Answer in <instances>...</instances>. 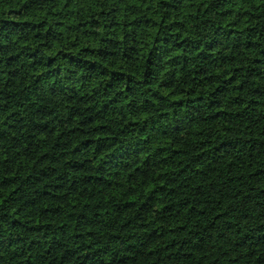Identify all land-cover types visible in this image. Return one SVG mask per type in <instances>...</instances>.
<instances>
[{
	"label": "trees",
	"instance_id": "obj_1",
	"mask_svg": "<svg viewBox=\"0 0 264 264\" xmlns=\"http://www.w3.org/2000/svg\"><path fill=\"white\" fill-rule=\"evenodd\" d=\"M0 264H264V0H0Z\"/></svg>",
	"mask_w": 264,
	"mask_h": 264
}]
</instances>
